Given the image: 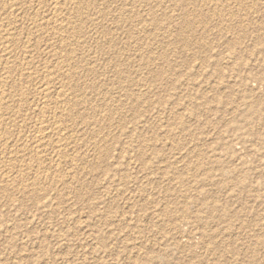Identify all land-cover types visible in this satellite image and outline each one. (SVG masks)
I'll return each mask as SVG.
<instances>
[{
  "label": "rangeland",
  "instance_id": "rangeland-1",
  "mask_svg": "<svg viewBox=\"0 0 264 264\" xmlns=\"http://www.w3.org/2000/svg\"><path fill=\"white\" fill-rule=\"evenodd\" d=\"M0 29V264H264V0H0Z\"/></svg>",
  "mask_w": 264,
  "mask_h": 264
},
{
  "label": "bare ground",
  "instance_id": "bare-ground-1",
  "mask_svg": "<svg viewBox=\"0 0 264 264\" xmlns=\"http://www.w3.org/2000/svg\"><path fill=\"white\" fill-rule=\"evenodd\" d=\"M14 1V0H13ZM61 1V0H60ZM217 1V0H216ZM64 2V1H63ZM83 2V1H82ZM101 2V1H100ZM214 2V1H213ZM252 2V1H251ZM255 2V1H254ZM13 3V2H12ZM44 3V2H43ZM42 3V4H43ZM52 3V2H51ZM53 3H55L54 1H53ZM52 3V4H53ZM59 3V1L56 3V4H54V5H57ZM65 3H66V1H65ZM6 4V3H5ZM62 4V3H61ZM80 4V3H79ZM13 5V4H12ZM93 5V4H92ZM243 5V4H242ZM246 5V4H245ZM47 6V5H46ZM50 6H52V5H50ZM58 6V5H57ZM252 6V5H251ZM22 7V6H21ZM59 7H61V5L59 6ZM73 7H75V6H73ZM15 8H16V4H15ZM25 8V7H24ZM33 8V7H32ZM79 8V7H78ZM13 9L14 8H12V11H13ZM39 9V8H38ZM51 9V8H50ZM56 9V11L57 12H64V11H62V10H60V8H58V7H56L55 8ZM74 9V8H73ZM15 10V9H14ZM20 10V9H19ZM33 10V9H32ZM36 10V9H35ZM178 10V9H177ZM11 11V10H10ZM16 11V10H15ZM17 11H18V9H17ZM54 11V10H53ZM53 11H52V13H53ZM66 11V10H65ZM74 11V10H73ZM38 12V11H37ZM55 12V11H54ZM72 12V11H71ZM75 12V11H74ZM40 13V12H39ZM46 13V12H45ZM212 13H213V11H212ZM43 14V13H42ZM65 14L67 15V13L65 12ZM70 14V13H69ZM82 14V13H81ZM12 15V14H11ZM54 15V14H53ZM3 16V15H2ZM7 16V15H6ZM15 16V15H14ZM24 16V15H23ZM92 16V15H91ZM38 17V16H37ZM47 17V16H46ZM54 17H55V15H54ZM57 17V16H56ZM72 17V16H71ZM76 18H78V17H76ZM38 19V18H37ZM50 19V18H49ZM56 19H58L59 20V17L58 18H56ZM65 19H67V18H65L64 17V20ZM33 20H34V18H33ZM40 20V19H39ZM45 20V19H44ZM48 20V19H47ZM52 20H54V19H52ZM36 21V20H35ZM50 21V20H49ZM56 21V20H55ZM80 21V20H79ZM12 22V21H11ZM29 22V21H28ZM59 22V21H58ZM71 22V21H70ZM74 22V21H73ZM86 22V21H85ZM4 23V22H3ZM2 23V24H3ZM22 23V22H21ZM51 23V22H50ZM54 23V22H53ZM68 23V22H67ZM78 23V22H77ZM20 24V23H19ZM37 24V23H36ZM62 24H63V22H62ZM62 24H60L59 25V30H64L65 29V27H67V26H64V25H62ZM66 24V23H65ZM159 24V23H158ZM50 25V24H49ZM53 25V24H52ZM55 25V24H54ZM57 25V24H56ZM79 25V24H78ZM10 26V25H9ZM37 26V25H36ZM41 26V25H40ZM71 26V25H70ZM13 27V26H12ZM42 27H44V26H42ZM52 27V26H51ZM9 28V27H8ZM37 28V27H36ZM46 28H47V26H46ZM56 28V27H55ZM57 28H58V26H57ZM56 28V29H57ZM3 29V28H2ZM12 29V28H11ZM35 29V28H34ZM71 29V28H70ZM1 30V29H0ZM4 30H5V28H4ZM16 30V29H15ZM42 30V29H41ZM62 30V31H63ZM73 30H74V28H73ZM80 30V29H79ZM89 30V29H88ZM14 31V30H13ZM19 31V30H18ZM45 31H46V29H45ZM87 31V30H86ZM3 32V31H2ZM2 32H0V33H2ZM8 32V31H7ZM6 32V33H7ZM15 32V31H14ZM30 32V31H29ZM32 32V31H31ZM59 32V31H58ZM80 32V31H79ZM96 32V31H95ZM4 33V32H3ZM11 33V32H10ZM43 34V33H42ZM41 34V35H42ZM55 34V33H54ZM62 34V33H61ZM74 34V33H73ZM76 34V33H75ZM8 35V34H7ZM31 35V34H30ZM34 35H36V34H34ZM88 35V34H87ZM18 36V35H17ZM21 36V35H20ZM20 36H18V37H20ZM46 36V35H45ZM65 36V35H64ZM70 36V35H69ZM7 37V36H6ZM72 37V36H71ZM70 37V38H71ZM76 37V36H75ZM16 38V37H15ZM15 38H14V40H15ZM43 38V37H42ZM65 38V37H64ZM74 38V37H73ZM89 38V37H88ZM6 39H8V38H6ZM27 39V38H26ZM31 39V38H30ZM50 39V38H49ZM69 39V38H68ZM19 40V39H18ZM32 40H34V39H32ZM31 40V41H32ZM52 40V39H51ZM74 40V39H73ZM76 40V39H75ZM8 41V40H7ZM28 41V40H27ZM30 41V40H29ZM38 41H40V40H38ZM50 41V40H49ZM70 41V40H69ZM1 43L3 42V40L2 41H0ZM4 43V42H3ZM6 43V42H5ZM4 43V44H5ZM71 43H73V42H71ZM75 43H76V41H75ZM236 43V42H235ZM234 43V44H235ZM14 44V43H13ZM17 44V43H16ZM65 44V43H64ZM206 44V43H205ZM8 45V44H7ZM30 45H31V43H30ZM37 45V44H36ZM69 45V44H68ZM2 46V45H1ZM4 46H6V45H4ZM16 46V45H15ZM47 46V45H46ZM50 46V45H49ZM76 46V45H75ZM80 46V45H79ZM3 47V46H2ZM7 47V46H6ZM8 47H9V45H8ZM17 47V46H16ZM66 47V46H65ZM68 47V46H67ZM74 47V46H73ZM18 48V47H17ZM16 48V49H17ZM54 48V47H53ZM232 48V47H231ZM4 49H6L5 47H4ZM10 48H7V50H9ZM0 50H1V47H0ZM70 50V49H69ZM94 50V49H93ZM2 51V50H1ZM17 51V50H16ZM59 51V50H58ZM71 51H72V48H71ZM91 51V50H90ZM5 52V51H4ZM15 52V51H14ZM52 52V51H51ZM67 52V51H66ZM2 53V52H1ZM11 53V52H10ZM20 53V52H19ZM53 53H54V51H53ZM52 53V54H53ZM62 53V52H61ZM69 53V52H68ZM6 54V53H5ZM22 54V53H21ZM26 54V53H25ZM29 54V53H28ZM60 54V53H59ZM58 54V55H59ZM72 54H74V53H72ZM10 55V54H9ZM20 55V54H19ZM55 55V54H54ZM169 55V54H168ZM34 56V55H33ZM73 56V55H72ZM221 56V55H220ZM239 56V55H238ZM9 57V56H8ZM19 57V56H18ZM21 57V56H20ZM27 57V56H26ZM47 57V56H46ZM55 57V56H54ZM166 57V56H165ZM222 57V56H221ZM51 58H52V56H51ZM63 58V57H62ZM61 58V59H62ZM164 58V57H163ZM3 59V58H2ZM27 59V58H26ZM31 59V58H30ZM57 59V58H56ZM66 59H68V58H66ZM75 59V58H74ZM71 60V59H70ZM216 60V59H215ZM18 61H20V60H18ZM40 61V60H39ZM58 61V60H57ZM66 61H68V60H66ZM9 62V61H8ZM12 62V61H11ZM63 62V61H62ZM71 62V61H70ZM23 63V62H22ZM42 63V62H41ZM95 63V62H94ZM11 64V63H10ZM32 64V63H31ZM44 64V63H43ZM46 64V63H45ZM28 65V64H27ZM37 65V64H36ZM83 65V64H82ZM15 67V66H14ZM18 67H19V65H18ZM44 67V66H43ZM74 67V66H73ZM172 67V66H171ZM229 67V66H228ZM7 68V67H6ZM21 68V67H20ZM30 68H31V66H30ZM51 68V67H50ZM56 68V67H55ZM36 69V68H35ZM39 69V68H38ZM47 69V68H46ZM69 69V68H68ZM74 69H76V68H74ZM12 70V69H11ZM43 70V69H42ZM168 70V69H167ZM172 70V69H171ZM25 71V70H24ZM30 71V70H29ZM32 71V70H31ZM35 71V70H34ZM61 71V70H60ZM64 71H65V69H64ZM73 71V70H72ZM16 72V71H15ZM27 73V72H26ZM25 73V74H26ZM53 73V72H52ZM60 73V72H59ZM69 73V72H68ZM63 74V73H62ZM66 74V73H65ZM12 75V74H11ZM18 75H20V74H18ZM34 75V74H33ZM43 75V74H42ZM55 75V74H54ZM49 76V75H48ZM51 76V75H50ZM56 76V75H55ZM69 76H70V74H69ZM2 77V76H1ZM4 77V76H3ZM8 77V76H7ZM22 77V76H21ZM39 77H40V75H39ZM47 77V76H46ZM45 77V78H46ZM74 77H75V75H74ZM45 78H44V80H45ZM62 78V77H61ZM64 78V77H63ZM72 78H73V76H72ZM15 79V78H14ZM227 79V78H226ZM20 80V79H19ZM23 80H25V79H23ZM27 80V79H26ZM35 80H36V78H35ZM67 80V79H66ZM218 80H220V79H218ZM10 81V80H9ZM28 81V80H27ZM43 81V80H42ZM51 81V80H50ZM57 81V80H56ZM31 82V81H30ZM48 82V81H47ZM58 82V81H57ZM62 82H63V80H62ZM69 82V81H68ZM174 82V81H173ZM1 83V82H0ZM11 83V82H10ZM28 83V82H27ZM31 84V83H30ZM32 84H34V83H32ZM39 84V83H38ZM123 84V83H122ZM124 84H125V81H124ZM180 84V83H179ZM3 85V84H2ZM11 85V84H10ZM28 85V84H27ZM36 85V84H35ZM45 85V84H44ZM51 85V84H50ZM70 85V84H69ZM14 86H15V84H14ZM20 86V85H19ZM26 86V85H25ZM40 86V85H39ZM46 86V85H45ZM59 86V85H58ZM16 87V86H15ZM37 87V86H36ZM43 87V86H42ZM47 87V86H46ZM220 87V86H219ZM219 87H218V89H219ZM1 88V87H0ZM11 88V87H10ZM18 88V87H17ZM29 88H30V86H29ZM74 88V87H73ZM72 88V89H73ZM233 88V87H232ZM236 88V87H235ZM25 89H27V91H28V88H25ZM62 89V88H61ZM67 89V88H66ZM65 89V90H66ZM71 89V88H70ZM1 90V89H0ZM47 90V89H46ZM74 90V89H73ZM13 91V90H12ZM39 91V90H38ZM37 91V92H38ZM50 91V90H49ZM58 91V90H57ZM61 91V90H60ZM1 92V91H0ZM11 92V91H10ZM9 92V93H10ZM43 92V91H42ZM217 92V91H216ZM19 93V92H18ZM17 93V94H18ZM40 93V92H39ZM50 93V92H49ZM60 93V92H59ZM7 94V93H6ZM23 94V93H22ZM26 94V93H25ZM45 94V93H44ZM62 94V93H61ZM69 94V93H68ZM67 94V95H68ZM27 95V94H26ZM17 96V95H16ZM43 96V95H42ZM65 96H66V94H65ZM70 96V95H69ZM12 97V96H11ZM24 97V96H23ZM47 97V96H46ZM55 97V96H54ZM73 97V96H72ZM75 97V96H74ZM9 98V97H8ZM19 98V97H18ZM22 98V97H21ZM45 98V97H44ZM49 98V97H48ZM37 99V98H36ZM51 99V98H50ZM64 99V98H63ZM73 99V98H72ZM164 99V98H163ZM19 100V99H18ZM22 100V99H21ZM23 100H24V98H23ZM31 100V99H30ZM42 100V99H41ZM40 100V101H41ZM13 101V100H12ZM20 101V100H19ZM33 101V100H32ZM56 101V100H55ZM60 101H61V99H60ZM65 103H66V101H64ZM7 102H6V98L4 97V95L2 96V95H0V112L2 113V111L4 110L5 111V109H6V111H7V104H6ZM14 103V102H13ZM16 103V102H15ZM23 103V102H22ZM33 103V102H32ZM39 103H41V102H39ZM9 104V103H8ZM12 104V103H11ZM57 104V103H56ZM61 104V103H60ZM55 105V104H54ZM64 105V104H63ZM62 105V106H63ZM74 105V104H73ZM76 106V105H75ZM15 107V106H14ZM31 107V106H30ZM29 107V108H30ZM35 107V106H34ZM47 107V106H46ZM66 109L64 110V111H66V115H67V118H69L68 116H70L71 115V113H70V109L72 110V107L71 108H69L70 107V103H68L66 106ZM80 107V106H79ZM12 108H13V106H12ZM16 108V107H15ZM10 109V108H9ZM36 109H38V108H36ZM42 109V108H41ZM20 110V109H19ZM28 110V109H27ZM42 110H44V109H42ZM46 110V109H45ZM95 110V109H94ZM117 110V109H116ZM11 111V110H10ZM15 111V110H14ZM26 111V110H25ZM37 111V110H36ZM40 111V110H39ZM74 111H75V109H74ZM44 112V111H43ZM63 114H64V112L63 111H61ZM76 112V111H75ZM6 113V112H5ZM14 113V112H13ZM37 113V112H36ZM57 113V112H56ZM99 113V112H98ZM2 114H4V112L2 113ZM7 114V113H6ZM60 114V113H59ZM5 115V114H4ZM18 116H19V114H17ZM37 115V114H36ZM43 115V114H42ZM52 115V114H51ZM82 114H79V117L81 116ZM11 116V115H10ZM15 116V115H14ZM53 116V115H52ZM60 116V115H59ZM63 116V115H62ZM83 116V115H82ZM89 116V115H88ZM15 117H17V116H15ZM24 117V116H23ZM39 117V116H38ZM47 117V116H46ZM56 116H54V118H55ZM58 117V116H57ZM63 117H65V116H63ZM44 118V117H43ZM53 118V117H52ZM82 118V117H81ZM86 118V116L84 117V118H82V119H85ZM15 119V118H14ZM6 120V119H5ZM41 120V119H40ZM53 120V119H52ZM74 120V119H73ZM76 120V119H75ZM39 121V120H38ZM82 121V120H81ZM44 122V121H43ZM51 122V121H50ZM54 122V121H53ZM14 123V122H13ZM60 123V122H59ZM66 123V122H65ZM82 123V122H81ZM83 123H86V120H85V122H83ZM20 124V123H19ZM57 124V123H56ZM11 125V124H10ZM61 125V124H60ZM20 126V125H19ZM23 126V125H22ZM25 126H27V125H25ZM35 126V125H34ZM52 126V125H51ZM51 126H49V127H51ZM54 126V125H53ZM61 127V126H60ZM65 127V126H64ZM72 127V126H71ZM184 127V126H183ZM42 128V127H41ZM53 129V128H52ZM71 129V128H70ZM42 130V129H41ZM74 130V129H73ZM26 131V130H25ZM42 131H44V130H42ZM38 132V131H37ZM51 132V131H50ZM65 132V131H64ZM74 132V131H73ZM76 132V131H75ZM0 133L1 134H7V135H11V130H10V127L8 128V125H7V127L6 126H3V127H1L0 128ZM46 133V132H45ZM56 133V132H55ZM60 133V132H59ZM47 134V133H46ZM67 134V133H66ZM69 134V133H68ZM71 134V133H70ZM44 136H42L43 138L45 137V134H43ZM37 136V135H36ZM54 136V135H53ZM3 137V136H2ZM1 137V138H2ZM46 137H49V136H46ZM61 137V136H60ZM63 137V136H62ZM72 137V136H71ZM43 138H42V140H43ZM70 138V137H69ZM40 139V138H39ZM64 139V138H63ZM14 140V139H13ZM44 141H46V140H44ZM43 141V142H44ZM50 141V140H49ZM54 141V140H53ZM59 141V140H58ZM63 141V140H62ZM61 141V142H62ZM77 141V140H76ZM5 142V141H4ZM29 142V141H28ZM38 142V141H37ZM39 142H40V140H39ZM43 142H42V144H43ZM66 142V141H65ZM69 142V141H68ZM41 143V142H40ZM40 143H38V145H40ZM47 143H49V142H47ZM52 143V142H51ZM54 143V142H53ZM59 143V142H58ZM63 143V142H62ZM73 143V142H72ZM4 144V143H3ZM9 144V143H8ZM36 144V143H35ZM41 144V145H42ZM55 144V143H54ZM29 145V144H28ZM47 145V144H46ZM73 145V144H72ZM15 146V145H14ZM18 146V145H17ZM45 145H43L42 147H44ZM71 146V145H70ZM19 147V146H18ZM34 147V146H33ZM41 146H38V148L40 149V148H42ZM56 147V146H55ZM13 148V147H12ZM31 148V147H30ZM67 148H68V146H67ZM45 149V148H44ZM55 149V148H54ZM61 149V148H60ZM6 150V149H5ZM13 150V149H12ZM20 150V149H19ZM40 150H43V149H40ZM63 150V149H62ZM81 150V149H80ZM16 151V150H15ZM47 151V150H46ZM51 151V150H50ZM64 151V150H63ZM67 151H68V149H67ZM82 151V150H81ZM11 152L12 151H10V153H8V154H11ZM27 152H29V151H27ZM35 152V151H34ZM49 152V151H48ZM55 152V151H54ZM60 152V151H59ZM50 153H52V152H50ZM70 153V152H69ZM199 153H200V151H199ZM12 154L14 155L15 154V152L13 153L12 152ZM20 154V153H19ZM25 155V154H24ZM27 155V154H26ZM37 155V154H36ZM52 155V154H51ZM197 155V154H196ZM10 156V155H9ZM8 156V157H9ZM15 156V155H14ZM14 156H11V157H14ZM34 156V155H33ZM42 156V155H41ZM199 156V155H198ZM7 157V158H8ZM18 157V155H16V157H15V159ZM27 157V156H26ZM52 157V156H51ZM42 158V157H41ZM68 158V157H67ZM10 159V158H9ZM65 159V158H64ZM8 160V159H7ZM25 160V159H24ZM27 160V159H26ZM75 160V159H74ZM18 161V160H17ZM31 162V161H30ZM23 163V162H22ZM21 164V163H20ZM39 164V163H38ZM65 164V163H64ZM15 167H16V164H15ZM27 168V167H26ZM93 168H95V167H93ZM40 169V168H39ZM4 170V169H3ZM9 170V169H8ZM2 171V170H1ZM19 171V170H18ZM24 174H25V172H24ZM5 175V174H4ZM10 175V174H9ZM19 175V174H18ZM11 176V175H10ZM9 178V177H8ZM14 178V177H13ZM35 180V179H34ZM9 181V180H8ZM14 183V182H13ZM3 184H4V182H3ZM27 184V183H26ZM19 185V184H18ZM225 248V247H224ZM204 253V252H203ZM142 261H143V259H142Z\"/></svg>",
  "mask_w": 264,
  "mask_h": 264
}]
</instances>
